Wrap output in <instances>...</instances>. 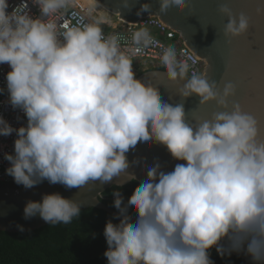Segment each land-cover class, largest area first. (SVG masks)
<instances>
[{
    "label": "clouds",
    "instance_id": "1",
    "mask_svg": "<svg viewBox=\"0 0 264 264\" xmlns=\"http://www.w3.org/2000/svg\"><path fill=\"white\" fill-rule=\"evenodd\" d=\"M32 2L40 16L26 5L8 12V0H0V65L10 69L0 94L26 118L14 127L0 115V136H16L13 152L4 153L6 174L25 189L44 181L81 189L116 180L117 212L103 231L107 264H215L213 249L222 259L236 254L264 264V121L230 102L235 85L185 79L187 65L165 49L167 79L182 82L178 94L198 96L201 107L216 105L190 122L183 103L164 101L155 85L137 78L118 38L105 35L99 21L63 28L45 22L74 0ZM158 2L159 13L188 7L187 0ZM219 12L227 17L225 38L249 31L246 13L235 14L228 3ZM138 144L163 146L178 163L170 171L159 161L145 165V179L125 202L120 189L137 180L127 154ZM37 215L49 225L69 224L81 203L46 193L24 207V219Z\"/></svg>",
    "mask_w": 264,
    "mask_h": 264
},
{
    "label": "water",
    "instance_id": "2",
    "mask_svg": "<svg viewBox=\"0 0 264 264\" xmlns=\"http://www.w3.org/2000/svg\"><path fill=\"white\" fill-rule=\"evenodd\" d=\"M95 1L108 13L126 23H136L140 17L154 16L180 32L187 46L206 61V78L217 81L221 88L225 82L233 83L236 95L230 102H239L245 111L264 121V14L257 13V8L264 5V0H187L188 7L183 12L170 9L167 13H159L158 0H127L128 6H125L124 0ZM221 3H228L235 14L244 12L250 17V28L246 34L225 38L223 28L227 17L219 12ZM144 4L150 5L148 11L141 10ZM137 78L155 85L164 101L183 103L189 112L190 122L196 117H207L217 110L214 102L198 106L199 97L196 95L182 98L177 92L182 82L171 83L164 71L150 70ZM127 155L131 165L129 171L137 177L138 183L145 179V165L151 166L159 161L164 170L170 171L178 163L172 160L166 148L156 144L148 147L138 144ZM116 182H96L81 189H67L61 184L48 182L30 189L0 188V232L25 233L48 226L39 215L27 220L23 216L26 203L29 200L41 201L46 193L58 192L65 198L79 201L81 211L98 209L113 216L116 212L103 204L100 198L107 190L115 187ZM131 183L127 181L124 186ZM18 225H22L24 231H20ZM232 256L250 263L249 258L243 255Z\"/></svg>",
    "mask_w": 264,
    "mask_h": 264
},
{
    "label": "built area",
    "instance_id": "3",
    "mask_svg": "<svg viewBox=\"0 0 264 264\" xmlns=\"http://www.w3.org/2000/svg\"><path fill=\"white\" fill-rule=\"evenodd\" d=\"M8 12L16 7L26 5V11L33 16H40L39 7L33 4L32 0H8ZM45 22L55 23L58 27L76 26L82 23H94L89 18L87 11L80 5L78 0L62 9L59 13L48 17ZM107 29L105 35H115L118 38L121 49L129 58L134 61L156 63V67L142 66L145 70H157L166 68L162 62L164 50L173 48L175 59L178 64L187 65L186 75L206 77L207 63L196 55L186 44L183 35L164 23L161 19L154 16L140 17L136 23H126L118 17L116 22L103 24ZM145 32L147 35H145ZM148 39L147 44L144 43ZM7 65H0V87H5V75L9 71ZM187 78V79H188ZM7 94H0V115L9 121L14 127H19L26 123L23 113L13 110L5 103ZM17 117H20L18 120ZM16 138L15 133L8 137L0 136V188H13L17 184L13 178L6 174L5 169L9 167V162L4 159V153L13 152V142Z\"/></svg>",
    "mask_w": 264,
    "mask_h": 264
},
{
    "label": "trees",
    "instance_id": "4",
    "mask_svg": "<svg viewBox=\"0 0 264 264\" xmlns=\"http://www.w3.org/2000/svg\"><path fill=\"white\" fill-rule=\"evenodd\" d=\"M157 70L166 72V68ZM185 78L188 76L185 75ZM137 183L132 182L120 189L125 202ZM13 188L24 187L17 185ZM113 188L107 190L100 201L117 212L113 207ZM112 217L103 210L87 209L69 224L48 225L25 233L0 232V264H107L104 256L107 244L103 231ZM113 222L118 223L117 220ZM211 256L215 264H250L234 256L222 259L214 249Z\"/></svg>",
    "mask_w": 264,
    "mask_h": 264
},
{
    "label": "rangeland",
    "instance_id": "5",
    "mask_svg": "<svg viewBox=\"0 0 264 264\" xmlns=\"http://www.w3.org/2000/svg\"><path fill=\"white\" fill-rule=\"evenodd\" d=\"M78 1L80 2V5L84 7V9L87 11L89 18H91L94 22L99 21L105 32L107 31V29L104 27L103 24H110V23L116 22L117 17L108 13L104 9L100 10L96 8L87 0H78ZM142 66H147L151 68V67H156L157 64L151 63L149 61H145L142 63L140 61H134L133 70L136 73L137 77L147 71H150V70H145V68Z\"/></svg>",
    "mask_w": 264,
    "mask_h": 264
},
{
    "label": "bare ground",
    "instance_id": "6",
    "mask_svg": "<svg viewBox=\"0 0 264 264\" xmlns=\"http://www.w3.org/2000/svg\"><path fill=\"white\" fill-rule=\"evenodd\" d=\"M88 2H90L93 6H95L96 8L102 10L104 9L102 6H100L95 0H87ZM84 8V7H83ZM105 10V9H104ZM106 11V10H105ZM115 16V15H114ZM117 17V16H116Z\"/></svg>",
    "mask_w": 264,
    "mask_h": 264
}]
</instances>
